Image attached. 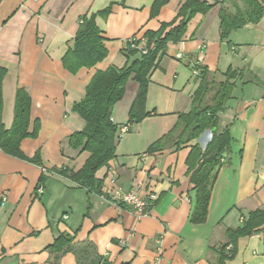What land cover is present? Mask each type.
I'll return each instance as SVG.
<instances>
[{
	"label": "crops",
	"instance_id": "0c3cea01",
	"mask_svg": "<svg viewBox=\"0 0 264 264\" xmlns=\"http://www.w3.org/2000/svg\"><path fill=\"white\" fill-rule=\"evenodd\" d=\"M206 1L212 6L191 16L181 39L168 42L154 61L141 108L148 115L128 132L118 131L115 156L95 173L100 194L68 177L89 156L69 145V136L85 127L73 105L81 102L96 71L120 69L139 58L127 49L131 38L147 44V31L177 25L185 0L0 1V67L6 71L1 124L6 130L13 124L17 90L29 97V135L20 142L27 159L0 149V264H94L97 257L111 264H214L217 248L228 241L227 230L240 228L249 212L264 209V15L222 37L221 9L235 13L242 0ZM82 16L93 18L107 54L73 73L62 58L73 46ZM194 65L216 83L234 75L222 93L216 125L218 133L227 132L229 147L220 159L206 219L198 224L189 221L196 190L186 159L193 146L204 149L212 134L203 142L206 129L195 140L177 144L175 128L180 114L190 111L200 80ZM137 91L131 75L112 107L113 124H128ZM169 131L174 132L164 147L148 151ZM35 155L37 163L28 160ZM42 175L43 191L37 194ZM111 178L125 191L156 195L146 215L110 199ZM60 233L74 239L69 250L55 254L48 247ZM237 241L256 251L225 264H264V227Z\"/></svg>",
	"mask_w": 264,
	"mask_h": 264
},
{
	"label": "trees",
	"instance_id": "16d2710c",
	"mask_svg": "<svg viewBox=\"0 0 264 264\" xmlns=\"http://www.w3.org/2000/svg\"><path fill=\"white\" fill-rule=\"evenodd\" d=\"M211 6L212 3L206 0H185L179 11V16L182 19L177 25L166 31L167 25L162 24L157 31L145 33L148 47L145 54L139 53L136 47L140 39L133 37L134 41H129L127 49L130 53H138L139 58L135 59L129 66L120 69L107 67L104 71L94 73L86 86L85 96L81 102L73 105V110L84 119L85 127L82 131L73 132L69 136V145L74 149L88 152L89 156L78 171L69 173L68 177L71 181L86 188L87 191L101 193V183L96 179L95 173L115 156L116 141L119 134L118 126L112 123L110 115L113 105L123 97L127 79L133 75V80L138 83V91L129 112L128 125L130 126L148 115L145 112L141 113V108L145 101L148 76L154 67V61L157 60L168 42H177L181 39L186 23L191 16L198 12L204 13ZM262 15H264L262 0H242V7L238 8L235 13L221 9L218 16L220 18L221 36L226 37L231 31L241 28L247 23L258 22ZM93 21V18L81 17L73 38V46L66 50L62 58L63 65L73 73L79 67H92L107 54L104 38ZM198 68L200 80L192 95L191 109L186 114H180L175 126L176 129H179L177 144L195 140L206 129H210L212 134L204 149L197 145L193 146L186 159L189 180L196 190L194 207L189 221L197 224L206 219L211 190L221 164L220 159L229 147L227 132L222 130L218 133L216 125L217 113L222 109V93L228 80L234 77L233 74L227 73V80L220 84L214 82L205 69ZM5 72V69L0 67V149L9 155L27 159L20 150V142L29 135L27 132L29 97L23 90H17L13 124L9 130H6L1 124V83ZM173 132L169 131L153 143L148 151L159 150L164 147L165 143L172 137ZM31 135H34V131ZM28 160L37 163L38 157L35 155ZM60 172L62 175L67 174V171L61 170ZM45 179L46 176L42 175L37 187L43 186ZM263 227L264 209L249 212L240 228L227 230L228 241L217 248L218 256L214 264H225L234 256V245L239 237L250 236L261 231ZM73 239L74 235L72 234L60 233L54 238L48 249L55 254L62 253L71 248ZM229 244H232V248L227 250ZM80 259L82 260V258ZM94 264L111 263L97 257Z\"/></svg>",
	"mask_w": 264,
	"mask_h": 264
},
{
	"label": "built area",
	"instance_id": "2783aa9c",
	"mask_svg": "<svg viewBox=\"0 0 264 264\" xmlns=\"http://www.w3.org/2000/svg\"><path fill=\"white\" fill-rule=\"evenodd\" d=\"M37 1V0H34ZM131 42L134 41V38H131ZM137 49L139 50V53L145 54L148 50L147 45L143 40H140L138 45L136 46ZM177 59L180 58V54L176 55ZM193 74L195 76L199 75V68L197 65H194L193 67ZM130 126L128 124L125 125H119L118 126V131L119 134H123L129 131ZM44 172L46 171L45 168L42 169ZM111 184H112V189H109L107 191V195L115 201L116 203L120 205H125L131 208L133 211H135L139 216L141 217L142 215H146L148 211V207L151 202H155L156 200V195L154 193H149L147 195H140L136 192L133 191H125L121 187L117 186L114 184V179L111 178ZM43 191V186L40 185L36 189L37 194H41Z\"/></svg>",
	"mask_w": 264,
	"mask_h": 264
},
{
	"label": "rangeland",
	"instance_id": "374dc122",
	"mask_svg": "<svg viewBox=\"0 0 264 264\" xmlns=\"http://www.w3.org/2000/svg\"><path fill=\"white\" fill-rule=\"evenodd\" d=\"M211 95V94H210ZM209 98H210V96H209ZM208 98V99H209ZM210 137H211V130L209 129L208 131H205L204 132V134H203V136H202V141L203 142H206V141H209V139H210ZM239 239V238H238ZM237 239V240H238ZM236 253H235V255H234V257L238 254L239 255V257H242V256H245V257H247L246 255L248 254V253H251L252 252V250H254V251H256V249L255 248H253V247H251V246H249V245H247V244H244V243H241L240 244V246L238 245V241L236 242ZM249 255V254H248Z\"/></svg>",
	"mask_w": 264,
	"mask_h": 264
}]
</instances>
